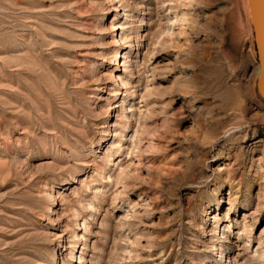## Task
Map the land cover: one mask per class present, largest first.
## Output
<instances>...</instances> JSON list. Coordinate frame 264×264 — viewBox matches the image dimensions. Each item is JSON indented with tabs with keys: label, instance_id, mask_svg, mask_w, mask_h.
Returning <instances> with one entry per match:
<instances>
[{
	"label": "rangeland",
	"instance_id": "1",
	"mask_svg": "<svg viewBox=\"0 0 264 264\" xmlns=\"http://www.w3.org/2000/svg\"><path fill=\"white\" fill-rule=\"evenodd\" d=\"M259 63L250 0H0V264H264Z\"/></svg>",
	"mask_w": 264,
	"mask_h": 264
},
{
	"label": "water",
	"instance_id": "2",
	"mask_svg": "<svg viewBox=\"0 0 264 264\" xmlns=\"http://www.w3.org/2000/svg\"><path fill=\"white\" fill-rule=\"evenodd\" d=\"M250 5L261 69L257 85L260 97L264 101V0H250Z\"/></svg>",
	"mask_w": 264,
	"mask_h": 264
},
{
	"label": "bare ground",
	"instance_id": "3",
	"mask_svg": "<svg viewBox=\"0 0 264 264\" xmlns=\"http://www.w3.org/2000/svg\"><path fill=\"white\" fill-rule=\"evenodd\" d=\"M173 10H174V9H173ZM173 12H174V11H173ZM171 13H172V12H171ZM176 14H178V13H176ZM175 16H176V15H175ZM177 16H179V15H177ZM251 18H252V15H251ZM176 19L179 20L180 18H177V17H176ZM178 20H177V21H178ZM175 21H176V20H175ZM179 22H181V21H179ZM175 24H177V22H176ZM180 24H181V23H180ZM178 25H179V24H178ZM181 25H182V24H181ZM181 25H180V27H181ZM115 56H116V55H115ZM177 58H178V57H177ZM259 69H260V65H259ZM260 71H261V69H260ZM177 78H178V77H177ZM180 79H181V78H180ZM179 81H180V80H179ZM182 81H183V80H182ZM183 82H184V81H183ZM183 82H182V83H183ZM176 84H177V82H176ZM53 199H54V198H53Z\"/></svg>",
	"mask_w": 264,
	"mask_h": 264
}]
</instances>
